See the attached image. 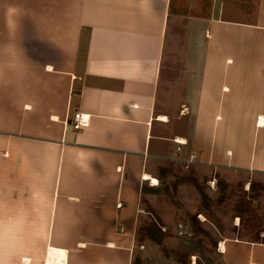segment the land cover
Masks as SVG:
<instances>
[{
	"label": "crops",
	"instance_id": "1",
	"mask_svg": "<svg viewBox=\"0 0 264 264\" xmlns=\"http://www.w3.org/2000/svg\"><path fill=\"white\" fill-rule=\"evenodd\" d=\"M175 154L264 175V0H0V264H131ZM217 248L264 264V241Z\"/></svg>",
	"mask_w": 264,
	"mask_h": 264
},
{
	"label": "rangeland",
	"instance_id": "2",
	"mask_svg": "<svg viewBox=\"0 0 264 264\" xmlns=\"http://www.w3.org/2000/svg\"><path fill=\"white\" fill-rule=\"evenodd\" d=\"M139 197L131 264H223L224 237L264 241V175L179 155L158 161Z\"/></svg>",
	"mask_w": 264,
	"mask_h": 264
},
{
	"label": "bare ground",
	"instance_id": "3",
	"mask_svg": "<svg viewBox=\"0 0 264 264\" xmlns=\"http://www.w3.org/2000/svg\"><path fill=\"white\" fill-rule=\"evenodd\" d=\"M177 142H179V141H177ZM144 178L146 180H150L151 179L148 175H145ZM151 182L153 184H156L157 183L156 178L155 179L152 178ZM64 253L65 252L64 251H60V249L59 250L52 249V248L49 249L48 255H47V258H46V263H59V264L62 263L63 261L61 260V257L64 258Z\"/></svg>",
	"mask_w": 264,
	"mask_h": 264
},
{
	"label": "built area",
	"instance_id": "4",
	"mask_svg": "<svg viewBox=\"0 0 264 264\" xmlns=\"http://www.w3.org/2000/svg\"><path fill=\"white\" fill-rule=\"evenodd\" d=\"M87 124H88V117L84 116L80 112H74L73 118L68 126L71 127L73 130H80L83 127H85ZM117 205H120V203H118Z\"/></svg>",
	"mask_w": 264,
	"mask_h": 264
}]
</instances>
